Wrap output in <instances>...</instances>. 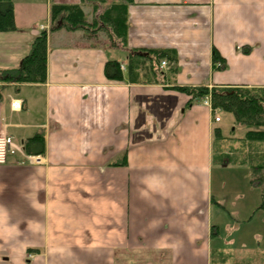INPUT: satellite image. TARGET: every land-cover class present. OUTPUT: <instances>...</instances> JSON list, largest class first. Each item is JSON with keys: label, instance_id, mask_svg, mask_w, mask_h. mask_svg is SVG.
Instances as JSON below:
<instances>
[{"label": "crops", "instance_id": "1", "mask_svg": "<svg viewBox=\"0 0 264 264\" xmlns=\"http://www.w3.org/2000/svg\"><path fill=\"white\" fill-rule=\"evenodd\" d=\"M13 2L0 73L20 66L42 28L47 71L42 82L4 83L0 136L41 132L45 151L0 163V264H213L225 212L250 221L230 210L225 188L246 187L249 173L257 185V172L225 144L220 110L181 87H264V0H133L125 47L109 29H51L53 3L79 4L90 20L103 4ZM132 48L176 60L154 76L140 59L132 80ZM108 60L121 63V80L106 77Z\"/></svg>", "mask_w": 264, "mask_h": 264}, {"label": "trees", "instance_id": "2", "mask_svg": "<svg viewBox=\"0 0 264 264\" xmlns=\"http://www.w3.org/2000/svg\"><path fill=\"white\" fill-rule=\"evenodd\" d=\"M93 3L105 4L103 11L98 15L97 22L101 27L109 29L122 46L127 45L128 3L109 2L107 0H89ZM51 29L67 27L70 29L84 28L88 24L85 11L79 4L53 3L51 5ZM15 10L13 0H0V31L14 30ZM47 29H41L34 38L30 51L23 57L18 68H9L2 71V80L22 84L28 82H42L46 78L47 71ZM247 51V50H245ZM129 75L136 79V72L141 67L140 59L150 63V70L154 76L163 74L160 68L162 60L174 62L176 56L167 49L161 48H132L129 49ZM213 62L218 68L226 67V59L214 48ZM148 69V65L144 64ZM105 74L109 79L121 80L123 71L121 63L117 60H108L105 63ZM171 70L175 71L174 63ZM1 81V80H0ZM191 96L190 102L206 95L211 96L214 110L219 109L233 114L236 122L250 126L246 132L248 140L264 141V87L229 86V87H181ZM219 135V134H218ZM43 133H36L23 141L24 151L27 155H39L45 151V139ZM252 169L257 172L254 176L262 188V200L258 209L264 211V160L252 164Z\"/></svg>", "mask_w": 264, "mask_h": 264}, {"label": "rangeland", "instance_id": "3", "mask_svg": "<svg viewBox=\"0 0 264 264\" xmlns=\"http://www.w3.org/2000/svg\"><path fill=\"white\" fill-rule=\"evenodd\" d=\"M101 3H94L95 9L99 8ZM105 4H103V8ZM98 10V9H97ZM89 28L91 33L100 32L98 34H107V28L101 27V24L97 22V20L87 19ZM52 25V23H51ZM150 67V64H147ZM139 74V73H138ZM137 74V76H138ZM1 78L2 74L0 73ZM140 77V76H139ZM0 78V92L4 90L7 86H4V83H14L11 81H5ZM147 78V77H146ZM26 83V82H25ZM29 83V82H28ZM24 84V83H22ZM15 85H20L15 83ZM229 87V86H224ZM26 90L24 88L23 92ZM218 115L222 117V126L225 132V144L234 148V153L236 157L239 158L238 154L246 155L245 160L249 161L252 164L257 163L259 160H264V141L254 142L253 140H248L246 138V132L248 129L252 127L246 126L236 122L233 114L220 110ZM2 132L0 133V135ZM9 135L8 133H5ZM15 141L18 136L15 134H11ZM23 154L20 151H16L15 154L18 155ZM13 156V155H12ZM11 158V157H10ZM243 158V157H242ZM241 158V159H242ZM228 171L226 170L225 176ZM214 179L215 184L218 180V172L217 169L214 170ZM228 177L233 179L235 176L233 173H229ZM251 175L249 173L248 180L246 181L247 186H226L225 193H227L229 197V207L230 210L239 211V214L242 216L245 214L247 218L250 216L247 223H240L235 217V215L225 212L224 223L221 227V232L218 237L219 240L214 241V246L219 245L223 250H215L213 255V264H264V211L262 209H258L257 206L260 205L262 200V188L263 186L259 184L258 180L257 185L250 182ZM256 183V182H255ZM234 185L233 182L230 183ZM237 190L239 193L241 192L242 197H235L234 192ZM246 196H245V195ZM255 206V207H254ZM256 208V209H255ZM255 209V211H253ZM252 214V215H251ZM255 231V236L253 239V232ZM246 238V241L244 240ZM240 249H244V252H241Z\"/></svg>", "mask_w": 264, "mask_h": 264}, {"label": "built area", "instance_id": "4", "mask_svg": "<svg viewBox=\"0 0 264 264\" xmlns=\"http://www.w3.org/2000/svg\"><path fill=\"white\" fill-rule=\"evenodd\" d=\"M167 65V61L162 60L160 67L165 68ZM203 104L212 108L210 95L203 97ZM11 105L14 109L20 110L22 108V101L20 99H14ZM215 120L220 121V117L216 116ZM16 151L24 153L23 142L15 141L10 135L4 134L0 136V163L6 162L10 156L15 155Z\"/></svg>", "mask_w": 264, "mask_h": 264}]
</instances>
